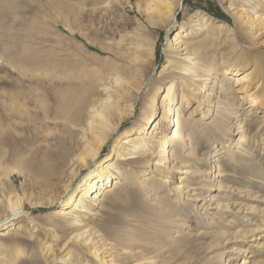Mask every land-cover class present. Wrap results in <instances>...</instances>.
<instances>
[{
    "label": "rangeland",
    "instance_id": "obj_1",
    "mask_svg": "<svg viewBox=\"0 0 264 264\" xmlns=\"http://www.w3.org/2000/svg\"><path fill=\"white\" fill-rule=\"evenodd\" d=\"M121 1L130 6L113 9L109 0H0V218L9 213V199L19 198L35 223L24 217L22 210L23 216L16 220L22 229L10 233L22 232L26 237L30 231L38 235L36 251L45 241V230L56 231L58 246L65 241L59 229L61 219L55 214L59 205L52 203L49 194L62 189V179L71 176V168L43 161L48 160L43 154L46 151L60 153L63 140L74 144L75 136L57 117L58 89L82 83L86 88L92 86L86 70L89 67L90 71L121 72L132 81L134 90L146 79L152 91L176 81L180 99L184 84L178 76L170 71L160 74L169 60L166 48L182 25L191 27L203 17L207 28L192 39L202 43L198 50L202 59L215 66L221 58L232 55L237 33L232 9L238 0H181L172 31L166 30L158 17H154L153 26L145 21L152 0ZM150 46L154 47L152 55L148 53ZM81 52L102 59L86 68L73 58ZM98 76L99 72L94 75ZM242 76L219 74L214 90L213 83L206 87L205 94L212 100L210 108L214 109L216 102L225 107V117L218 118L211 131L206 133L215 114L203 119L204 106L197 107V102L188 107L187 115L192 118L189 129L178 131L184 136L182 152L187 159L201 157L206 161L207 166L196 164L201 172L196 181L189 174H178L183 177L178 179L181 186L198 188L191 193L203 189L199 198L181 196V188L169 189L172 175L168 170L157 175L154 161L159 155L155 154L143 168L127 166L130 173L120 178L118 198L109 191L96 205L104 223L109 217L118 221L113 226L119 230L123 245L151 257L153 262L145 264H264V109L256 113V124L249 115L243 117L237 130L247 122L252 128L243 146L236 145L238 135L233 133L238 114L253 108H248L250 103L239 90L237 78ZM221 82L224 87L220 89ZM225 91L227 96L220 100ZM141 111L139 101L120 133L135 129ZM189 130L199 134L190 135L188 140ZM204 139L206 144H201ZM112 143L106 144L102 157L108 155ZM247 147L245 156L242 150ZM150 170V175H145ZM130 248L125 249L126 254ZM33 253L27 246L25 257ZM41 262L53 264V258L42 256Z\"/></svg>",
    "mask_w": 264,
    "mask_h": 264
},
{
    "label": "bare ground",
    "instance_id": "obj_2",
    "mask_svg": "<svg viewBox=\"0 0 264 264\" xmlns=\"http://www.w3.org/2000/svg\"><path fill=\"white\" fill-rule=\"evenodd\" d=\"M109 3L113 9H125L130 6L129 2L125 3L121 0H109ZM181 4V0H152L147 15H144L145 21L153 26L154 17H158L165 29L172 31L176 27V13ZM232 16L237 27L235 45L232 55L221 58L220 64L212 66L203 60L198 53L199 48L203 46L202 43L192 40L194 34L203 32L207 28L204 17L196 19L191 27L182 25L168 42L166 52L169 60L168 64L162 67L160 74L170 71L171 74L178 76L184 84L180 99L176 81L164 85L163 89L162 85H158L152 91L154 88L146 79L145 83H141L134 90L132 81H127L117 70L105 73L101 69L95 71L94 68L90 71L88 66L100 63L102 58L82 52L73 56L78 64L88 67L87 76L90 77L89 85L92 86L86 88L87 85L82 83L77 87L58 89L57 117L65 124L66 131L71 136H75L74 144L71 145V142L63 140L59 154L55 150L43 153L48 158V160L43 158L44 162L53 160L57 161L60 167L69 165L71 168V176L66 181L62 179V189L49 194L50 198L53 197L52 203L59 205L55 214L61 219L59 229L64 232L65 241L58 246L59 237L56 231L45 230V241L36 251L34 247L37 245L38 235L30 231L26 237L22 232L10 233L12 230L22 229L16 220L23 215L31 223H35L24 209L23 202L17 197H11L7 205L9 213L4 218H0V249H2L0 264H42V256L47 255L53 258V264L153 262L145 251H136L135 248L123 245L119 238V230L113 226V223L118 221H114L115 217H109L104 223L99 219L95 207L102 201L101 197L109 191L113 193L114 198H118L122 192L120 178L125 177V173L128 177L130 173L126 171L127 166L143 168L153 161L152 157L155 154L159 155L154 161L156 167L154 170L158 173L156 174L161 175L168 170L172 175L168 188L171 190L181 188V196L190 194L196 199L199 198L198 195L203 193V189L200 188L199 193H191L198 188L191 184L181 186L182 182L178 179L183 177H178V174H189L191 177L194 176L196 181L201 177V172L195 166L196 164L207 166L204 163L206 161L201 157L187 159L188 155L182 152L184 136L178 131L189 129L192 118L190 114L187 115V111L192 102H197V107L204 106L201 114L203 119H206L211 112L215 114V119L208 125L206 133L216 126L218 118L225 117V107L219 106L216 102L214 109L210 108L212 100L205 94L209 84L213 83L211 89L214 90L219 74L224 76L230 72L235 76L243 75L237 78V82H240L239 90L244 93L243 99L250 103L248 108L253 107L239 113L238 120L234 124L236 130L233 134L238 135L235 143L240 147L243 146L246 133L252 126L247 122L248 125L237 130L240 128V121L249 115L253 119L252 123L256 124L258 122L254 120L256 113L259 109H264V0H238V6L232 9ZM109 49V47H100L104 52L110 51ZM153 52L154 47L150 46L148 53L152 55ZM97 72L99 76L96 79L94 75ZM223 87V82L220 85L218 83V88ZM223 93L220 100L227 96L226 91ZM139 101L142 103V111L134 122V132L120 133L123 122L134 114ZM196 134H199L197 130L191 132L189 130L188 140L190 135ZM110 141H113L111 149L106 157H102L105 146ZM201 144H206L205 139ZM249 148H243V155L247 156ZM230 152L234 153L233 150ZM186 168L189 170L184 171ZM86 169H90L89 172L81 177L82 171ZM150 172L151 170L145 175H150ZM80 177L81 180L74 187ZM176 177L177 181H174ZM188 188L190 191L184 194V190ZM22 210L23 215H21ZM33 228H36V224ZM27 246L33 249L32 256L25 257ZM127 248L131 249L129 254L125 253Z\"/></svg>",
    "mask_w": 264,
    "mask_h": 264
}]
</instances>
